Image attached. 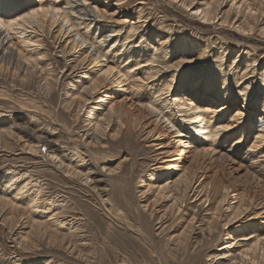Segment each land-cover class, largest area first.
I'll use <instances>...</instances> for the list:
<instances>
[{
    "label": "rangeland",
    "instance_id": "1",
    "mask_svg": "<svg viewBox=\"0 0 264 264\" xmlns=\"http://www.w3.org/2000/svg\"><path fill=\"white\" fill-rule=\"evenodd\" d=\"M12 1L3 14L40 3ZM42 1L59 10L51 17L70 10L67 0ZM75 1L90 8L86 23L92 24L79 27L77 15H68L96 49L108 31H116L104 37V56L95 64L85 59L86 44L73 46L74 32H60V23L66 27L61 16L55 23L38 18L41 24L25 26V33L2 28L12 50L35 63L26 78L0 66V264H263L264 174L254 175L235 157H227L221 171L208 160L184 159L176 139L152 122L144 106L167 100L164 110L175 111L169 120L174 127L164 125L176 132L193 101L205 119L181 124L192 142L208 128L218 133L207 136L212 148H250L254 140L241 139L237 126L264 122L257 104L264 99V0ZM205 7L210 20L200 14ZM249 14L258 18L251 31L244 21ZM132 27L137 29L128 38ZM253 54L254 72L244 76L245 56ZM151 55L159 56V66L151 65L160 71L150 78ZM108 67L113 74L134 69L131 75L142 83L126 77L116 87L111 76L106 79ZM133 83L143 85L131 89ZM117 91L127 97L126 106L108 117L107 98ZM159 102L152 103L158 110ZM255 151L264 155L262 147ZM75 159L82 160L78 178L66 173ZM184 171L185 194L183 184L175 187ZM237 209L247 214L238 217Z\"/></svg>",
    "mask_w": 264,
    "mask_h": 264
},
{
    "label": "bare ground",
    "instance_id": "2",
    "mask_svg": "<svg viewBox=\"0 0 264 264\" xmlns=\"http://www.w3.org/2000/svg\"><path fill=\"white\" fill-rule=\"evenodd\" d=\"M1 1H3V4H1V6H0V66H2V67H4V66L10 67V68L13 69L14 72L23 74V76L25 78L27 77V75H29L28 74V72L30 71L29 70V66L31 64L35 63L34 58L32 56H22L19 53L16 54L12 50V47L13 46H11L9 44L10 43L9 40L11 38L10 35L8 34V32H3L2 31V28L13 29V27H16L17 26V27L21 28L20 29V33H22V32L25 33V30H26V27L25 26L29 25L30 27H34L36 25L38 26L39 24H41V22H40V20H38V18H41V17H45L46 18V17H48L49 20H52V22L55 23L56 22L55 21L56 16H58V17L61 16L62 17V21L65 23L66 27L63 26L62 23H60L59 24L60 25V27H59L60 32L63 31V33H66V34L67 33L70 34V32H74V34L71 35L72 42H73V46L75 45L76 47H79V48L83 47L84 44H86L85 47L88 46V48H87L88 51L87 50L86 51L88 52L89 57H87L85 55V59L87 58V60L90 62V64L91 63L92 64H95L99 59H101L104 56L102 54L101 47H102V45H105L106 46L107 45V41H108L104 37H107V38L110 37L108 35H111V37L112 36H115L114 35V33L116 32L115 30L108 31L109 34L107 36H103V38H101V40H99V47L100 48L99 49H96L93 46V43L88 41V38L86 37V35H84L85 33L84 34H81L76 29V27H78V26L80 27V25H85V27L88 28L92 23H90V22L86 23V19L89 18V17H93L92 11L90 10V8L88 9V8L84 7L82 4L81 5H80V3L78 4L77 1H75L74 3H71V0H67L66 1V6L70 9L69 12L64 11L63 8H62V10L64 11V13L62 15H59V14L58 15H55L54 14L55 16L52 15V17H51V12L52 11L53 12L54 11L57 12L59 10L57 8L56 9H52V6H50V5H48V6L46 5L45 6L44 3H42L43 2L42 0L39 1L40 2L39 5L38 6H35V8H31V7L30 8H27V6H24V5H23V7L16 6V9L15 10H11L9 8V10H8L9 12L8 13L5 12L6 14L5 13L3 14L4 8H6L7 5L8 6H11L12 3H13V1L12 0H1ZM6 2H9V3L7 4ZM46 4H47V2H46ZM62 6H64V5H62ZM12 11H14V12H12ZM251 11L252 10H250L249 13ZM69 13H73L72 15H74V14L77 15V17H75L76 18L75 21H78L79 20L78 26L75 25V21L73 19H70V15H68ZM200 14H202V16H203L202 18L205 19V20L206 19H209L210 20V18L212 16V14L209 13L208 8H206V7L203 10L200 11ZM1 17H5L6 19L5 18H1ZM80 19H81V21H80ZM244 19H245L244 21L247 24V26L249 27L250 31L253 29L254 24H255V21H257V23H258V18L255 17V15L254 16L251 15V14L246 15ZM135 29H137V28H133V27L131 28V30L128 32V38L131 37L132 35H134V32L136 31ZM263 30H264V27H263ZM262 33L263 32H261V34ZM100 41H102V42L100 43ZM116 41H117V39H116ZM22 43H31L32 44V42H31L30 39H24V40H22ZM125 44L126 43H123L122 47H124ZM31 46H34V44L31 45ZM137 46L138 45H136V47ZM124 50H121V51H124ZM106 54H107V52H106ZM161 54H164V53H161ZM253 56H254V54L252 55V57H251V55L250 56L249 55H246L245 56L246 58H245V67H244L245 68V71H244V76L247 75V72H252V73L254 72V66H255L256 60H255V58ZM148 57H149V59L146 60V63L149 64V68L146 69V71H148L146 75L151 78V77H155V75L157 74V71L160 69V68L157 69L155 67H152L153 65H151V64H155L156 65L160 59H159V56L153 57L151 55V56H148ZM234 62L236 63L237 62V59H235ZM140 69H141V67H140ZM131 70L132 71H127L126 70L123 74L120 71H116V73L113 74V68L112 67H108L104 71V74L107 76V78L105 77L106 79H108V77L111 76V78L108 79L109 83H111V84L112 83L113 84H117L116 87H118L119 84L121 85L123 83V81H120V78H126V77H128V79H134L135 80L134 75H131V74H133L136 71H133L134 69H131ZM137 72H138V70H137ZM135 81H136V83H142V81H141L140 78H136ZM252 84H253V81H249L248 84H247L248 86H247V89L245 90L246 91V95H245V98H244L246 102H248V100H249V98L251 96L252 89H253V85ZM138 85H143V84H135V83H133L132 85H130L131 86L130 88L131 89L132 88H135V86L138 87ZM166 88L165 89L164 88L161 89V90H163L162 92H164V90H166ZM113 94L114 95L111 94L112 96H109L107 98L108 100H110V104H111L110 107H109V109L107 110V113H106L108 117H111L112 116V113H114L116 110L119 112L120 110L124 109V106H126L125 105L126 104L125 103L126 102L125 99L127 97L125 98V95L123 93H120V91H117V93H113ZM134 97H136V96H134ZM185 100L186 101H189L188 99H185ZM154 102H155V104H157L159 101L156 100V99H152V100L150 99V102H148L144 106V110L149 115H151V116L154 117L152 122L155 125L162 127V130H163V132L165 134H168V135L170 134L171 137H174L176 139L175 144H176V148L178 149V152H179L178 155L179 156L182 155V154H185L183 156L184 159L185 158H189L191 160H195L197 158H200L202 160H208V161L212 162L215 165V168L218 169V170H220V171L223 170V168H224V162H225V160H226L227 157L228 158L230 157V158H233V159L235 157L240 162L248 163V165L251 168H253V170H255V172L253 173L254 175H257L256 172H258V171L261 174L262 173L264 174V155L260 157V156H258V153L255 151V149H257V148H261V147L264 148V122H262L261 125H258V123H253V122H250L248 124H244V122H243L242 124H240L239 126H237L238 128L240 127L242 129L241 132H240V135H239V136H241L240 137L241 139L244 138V137H252V139L254 140L253 145L250 146V148H248V149L245 150L243 147H240L238 145L240 143H235V144L232 143V145L230 147H228V149H226V147H225L226 144H225V146L223 148H220V149L217 150L216 148H212L209 145V143L208 144H205L207 142V136L209 134L212 137H217L218 138V133L216 131H214V129L211 130V129L206 128L205 129L206 130V133L201 138L202 140L196 141L195 143H194V141L192 142V139H193L192 136H190V135L187 136L186 135V132H184L181 129V124L182 123H186L187 121L190 122L191 120H195V119H198V123H201L205 119L204 116H202V114L199 113L200 111H198L199 109L194 104L193 101H189V104L191 105L190 108H187V109L184 108V110L182 109L183 110L182 111L183 113H182V115H180V119H178L179 120V124L177 123V125H179V127H177L176 132L175 131H169L170 129H168V127L166 125H164V122L165 123L169 122L170 118H173L174 117V114H175L174 113L175 111L172 110V109L171 110H164L165 107L163 105H166V103L168 101L165 100V101L159 102V103H162V105L159 108V110L156 107L153 106ZM257 104L260 105V108L262 109V111H264V99L261 102H257ZM141 109H143V108H141ZM154 113L155 114L157 113V114L155 115ZM233 122H235V120ZM170 124H171V122L167 123V125H170ZM237 125H238V123H237ZM173 127H174V125L171 124L170 128H173ZM231 127L234 128L235 125H232ZM229 128L230 127L223 128V131H225V130H227ZM192 132H193V129H192ZM230 135L232 136V134H230ZM86 136H89L88 135V132L86 133ZM89 137H91L93 140H98V138H97V136L95 134H92ZM236 146H238V147H236ZM247 147H249V146H247ZM76 155L73 154L70 157H73L74 158ZM183 157H181V158H183ZM181 158H179V159H181ZM52 159H53V155H52ZM78 162H82V160H78V161L76 160V163L73 164V166L70 167V168L67 166L66 167V173L69 174L70 176H73V177H77L78 178L80 176L79 175L80 172L77 169H79L80 168L79 166H81V165H78L79 164ZM61 164H62V162L59 164L60 166L58 165L57 167H60V169H63L61 167L62 166ZM176 167H179V165H177ZM170 169L171 168L168 167L167 170L169 171ZM63 172H65V171H63ZM182 175H183L182 178H180L177 181V184L175 185V187H180L179 185L183 184L184 188L182 190V193L185 194L186 191H187V188H188V186H187V179H188L187 172L184 171ZM202 177H203V175H202ZM86 178H87V176H86ZM192 180H193V178H192ZM93 188H95V187H93ZM166 188H169L168 185H166ZM204 192H205V195H207V193H208V187H206L204 189ZM36 195H39V193H36ZM226 197H227V195H225L223 198H226ZM98 198L101 200V203H103V205L106 203V206H108V204H107L108 202L103 201V198H100L99 196H98ZM35 203H36V201H32L31 204H30V207L31 208H35L36 207ZM251 203H252V201L249 203L250 206H251ZM112 207H113V205H112ZM248 208H249V206H247L246 211L248 210ZM263 213H264V211H263ZM236 214H238L237 216L239 217L240 215L241 216H244L247 213L244 212V211H241V209H237L236 210ZM235 223H237V222H235ZM243 240H245V239H243ZM258 246H259V244L256 242L250 248V250L253 252V254H254V252H255V250L257 249ZM263 251H264V249H263ZM221 255H224V254H221ZM262 263L264 264V260H262ZM46 264H49V263H46Z\"/></svg>",
    "mask_w": 264,
    "mask_h": 264
}]
</instances>
